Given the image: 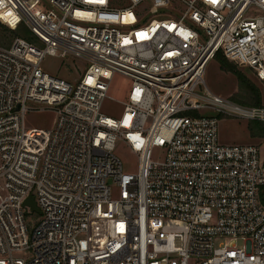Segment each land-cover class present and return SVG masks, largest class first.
<instances>
[{
  "label": "built area",
  "instance_id": "obj_1",
  "mask_svg": "<svg viewBox=\"0 0 264 264\" xmlns=\"http://www.w3.org/2000/svg\"><path fill=\"white\" fill-rule=\"evenodd\" d=\"M0 21L35 36L0 44V264H264V151L219 134L222 116L264 122V103L205 80L222 50L264 82V0H0ZM116 73L120 117L102 112ZM45 109L52 126L26 123Z\"/></svg>",
  "mask_w": 264,
  "mask_h": 264
},
{
  "label": "rangeland",
  "instance_id": "obj_2",
  "mask_svg": "<svg viewBox=\"0 0 264 264\" xmlns=\"http://www.w3.org/2000/svg\"><path fill=\"white\" fill-rule=\"evenodd\" d=\"M23 36V34H18ZM16 35L5 33L0 35V44L9 45L12 43ZM44 65L52 72L75 80L83 72V63L77 59H61L54 56H48ZM254 81H256L263 92L264 103V82L259 81L254 72L242 67ZM205 80L207 85L215 92L223 95L236 97L242 94L243 90L239 87L237 77L223 70L216 58L210 60L205 72ZM131 86V79L123 74L116 73L112 77L108 96L102 105V112L113 117H120L124 110L125 99L127 98ZM238 97V96H237ZM245 104V103H244ZM250 105V104H247ZM55 112L53 110H33L26 114V123L35 127H50L53 124ZM250 120L241 119L233 116H222L219 123L220 140L225 143H258L264 151V136L251 135L249 128ZM116 153L123 162L125 171H137L139 159L137 154L124 142H119ZM119 194V187H113V196ZM91 239L96 246H101L107 239V230L105 222L100 219H94L91 225Z\"/></svg>",
  "mask_w": 264,
  "mask_h": 264
},
{
  "label": "trees",
  "instance_id": "obj_3",
  "mask_svg": "<svg viewBox=\"0 0 264 264\" xmlns=\"http://www.w3.org/2000/svg\"><path fill=\"white\" fill-rule=\"evenodd\" d=\"M9 33L11 35L23 34L28 39H34L32 31L26 24H21L17 29H13L0 21V35ZM216 60L220 63V67L234 74L238 79L239 87L243 90L242 94L234 97L239 102L250 105H261L263 103V92L260 85L249 77L248 73L235 61L229 59L222 50H219L215 56ZM251 135L264 136V122L252 120L249 122Z\"/></svg>",
  "mask_w": 264,
  "mask_h": 264
},
{
  "label": "water",
  "instance_id": "obj_4",
  "mask_svg": "<svg viewBox=\"0 0 264 264\" xmlns=\"http://www.w3.org/2000/svg\"><path fill=\"white\" fill-rule=\"evenodd\" d=\"M25 205H29L32 209V211H36V212H41L40 207L37 204V201L34 197V195H30L26 201H25Z\"/></svg>",
  "mask_w": 264,
  "mask_h": 264
},
{
  "label": "bare ground",
  "instance_id": "obj_5",
  "mask_svg": "<svg viewBox=\"0 0 264 264\" xmlns=\"http://www.w3.org/2000/svg\"><path fill=\"white\" fill-rule=\"evenodd\" d=\"M12 24H15L14 21L12 22Z\"/></svg>",
  "mask_w": 264,
  "mask_h": 264
}]
</instances>
